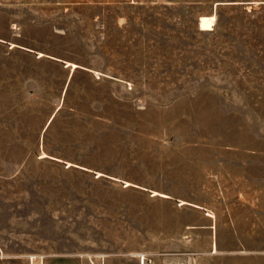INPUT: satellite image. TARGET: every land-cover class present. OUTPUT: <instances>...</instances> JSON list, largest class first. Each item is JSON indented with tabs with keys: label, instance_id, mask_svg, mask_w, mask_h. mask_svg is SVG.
<instances>
[{
	"label": "rangeland",
	"instance_id": "1",
	"mask_svg": "<svg viewBox=\"0 0 264 264\" xmlns=\"http://www.w3.org/2000/svg\"><path fill=\"white\" fill-rule=\"evenodd\" d=\"M0 39L78 68L0 98V264H264V0H0Z\"/></svg>",
	"mask_w": 264,
	"mask_h": 264
},
{
	"label": "crops",
	"instance_id": "2",
	"mask_svg": "<svg viewBox=\"0 0 264 264\" xmlns=\"http://www.w3.org/2000/svg\"><path fill=\"white\" fill-rule=\"evenodd\" d=\"M0 43L3 46L0 48V98L4 97L12 99L7 101V103L17 104L20 102L16 100L18 96L25 97L30 102L36 103L37 101L34 100L38 99L43 93L40 83L42 80L47 78L54 80L55 83L59 85L58 88L61 90L60 92L62 94L65 89L69 87L73 75L75 74L76 69H78L76 68L71 70L69 67H66L62 62L59 61L61 59H58L54 56H48V59L53 62V64L48 69L41 68L42 66L39 65V60L45 57L44 54L43 56L39 57V52L34 51L33 49L22 48L14 43H8L1 39ZM11 44H14L15 46L11 47ZM6 45L9 47H5ZM22 62H24V64ZM60 102V96L58 99L55 98L52 102H49L56 105L55 109L52 110L53 112L51 115L41 120L38 126H36L29 134V136L42 138V140L40 139V143L38 139V144L36 146L39 151L46 154L59 151V149L45 144L43 138L48 135L49 131L47 130H51L52 126H54V113L60 109ZM1 122L2 120L0 119V126ZM12 127L13 128L9 129V131L13 132L9 135L21 137L22 134L17 132V128H19V126L17 125L16 120L14 121V125H12ZM2 129L3 128L0 127V136L4 135V130ZM19 146L21 145L15 144V150ZM51 158L60 159L57 156ZM35 257L37 259H41L42 263L45 264L46 261H43L41 257ZM27 259L28 258H26V260ZM50 259L56 260L57 264H81L78 260L71 257L54 256ZM224 264H248V260L245 256H238L234 257L230 262L226 261Z\"/></svg>",
	"mask_w": 264,
	"mask_h": 264
},
{
	"label": "bare ground",
	"instance_id": "3",
	"mask_svg": "<svg viewBox=\"0 0 264 264\" xmlns=\"http://www.w3.org/2000/svg\"><path fill=\"white\" fill-rule=\"evenodd\" d=\"M213 22H214V16L200 17V19H199V28L201 30H211L212 26H213ZM68 66H73V68L75 67V65H73V64L72 65L68 64ZM160 195L166 196L164 194H160Z\"/></svg>",
	"mask_w": 264,
	"mask_h": 264
},
{
	"label": "built area",
	"instance_id": "4",
	"mask_svg": "<svg viewBox=\"0 0 264 264\" xmlns=\"http://www.w3.org/2000/svg\"><path fill=\"white\" fill-rule=\"evenodd\" d=\"M23 264H43L41 259H37L36 257H28L25 263ZM143 264V263H142Z\"/></svg>",
	"mask_w": 264,
	"mask_h": 264
}]
</instances>
